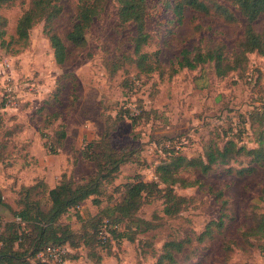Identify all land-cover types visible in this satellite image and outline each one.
Masks as SVG:
<instances>
[{"label": "rangeland", "instance_id": "1", "mask_svg": "<svg viewBox=\"0 0 264 264\" xmlns=\"http://www.w3.org/2000/svg\"><path fill=\"white\" fill-rule=\"evenodd\" d=\"M204 1L211 15L187 8L178 21L167 0H149L151 37L143 47L148 58L142 67L133 49L135 27L120 24L114 0L107 1L88 29L86 47L67 43L69 59L63 66L55 61L43 21L33 26L27 41L18 38V19L31 0L1 9L7 24L0 40V227L22 207L27 188L34 186L29 199L40 200L47 209L49 190L64 174L75 181L92 174L95 166L84 153L86 146L105 131L106 117L123 109L139 115L138 122L134 125L126 115L112 144L128 146L136 159L123 166L99 195L101 205L90 197L61 217L59 222L69 226L72 241L79 245L57 252L59 263L69 251L79 257L64 264H153L167 242L182 241L184 247L175 253L173 264H264V238L249 233L256 217L264 214V166L251 165L245 155L207 174L195 168L180 171L182 178L195 183L174 186V192L186 198L178 213H166V191L161 186L136 213L135 218L147 223L125 220L122 241L109 248L93 241L89 247L79 243L88 233L87 220L120 200L118 187L138 176L155 179L153 170L169 146L199 157L208 142L223 143L228 136H237L248 146L264 139V118L252 126L249 122V113L264 97L263 56L250 54L247 73L237 70L226 78L215 76L210 64L194 70L179 66L182 51L198 49L199 40L201 50L223 44L231 55L243 37L245 18L231 1ZM62 3L55 28L65 37L75 19L77 0ZM217 5L227 7L236 20L216 15ZM263 26L264 16L255 23L258 31ZM6 59L8 78L1 66ZM149 66L158 70L141 74V68ZM140 105L151 110L150 116L142 114ZM62 129L66 132L62 145L50 148L44 137ZM249 166L255 168L247 170ZM220 219L223 225H211L207 234L208 224Z\"/></svg>", "mask_w": 264, "mask_h": 264}, {"label": "trees", "instance_id": "2", "mask_svg": "<svg viewBox=\"0 0 264 264\" xmlns=\"http://www.w3.org/2000/svg\"><path fill=\"white\" fill-rule=\"evenodd\" d=\"M16 1L18 0H0V40L5 35L7 24V19L1 13V9ZM107 1L77 0L72 28L63 37L55 28L56 21L64 9L62 0H31L28 8L18 19L16 30L18 38L27 41L33 26L43 21L45 32L54 50L55 61L59 66H63L69 59L67 43L76 48L86 47L88 29L105 10ZM114 1L118 7L120 24H131L135 27L132 36L133 49L134 54L140 59L139 65L142 67L148 58L143 47L147 45L151 37L147 29L148 19L151 15L149 0ZM229 1L237 7L246 22L243 37L232 50V54L228 55L225 52L226 47L223 44L213 45L205 51L201 50L199 40L198 49L189 50L186 48L182 51V57L179 60L180 68L203 69V65L205 67L210 64L213 65L215 76L226 78L230 73L237 70H243L247 73L250 54L255 53L264 57V26L261 31L255 28V23L264 16V0ZM167 7H170L178 21L183 19L187 8L211 15V9L204 0H167ZM216 15L226 20H236L232 12L222 5L216 6ZM149 67L147 69L141 68V74L148 75L158 70L155 66ZM139 108L142 114L150 116L151 110H146L142 105ZM126 115H130V112L121 109L115 115L110 114L106 117L105 131L100 134L99 138L91 140L84 152L86 157L94 163V172L80 181H75L71 177L68 178L64 174L62 180L49 190L51 205L47 209L41 206L40 200L29 199L31 189L34 186L27 188L26 195L20 200L22 207L13 212V218L7 221L3 228L0 227V264H64L66 259L75 260L79 257L78 253L73 254L66 251L59 263L54 261L46 251L49 247L61 249L66 246L78 247L79 244L75 245L71 239L73 234L69 226L59 222L61 217L71 209H79L82 203L90 197H93L95 205H101L99 195L105 192L107 186L120 175L123 166L136 159L134 150L128 146L116 148L112 144L113 134L124 121ZM259 117L264 118V97L261 104L249 113L250 125H254ZM129 118L135 125L139 115H130ZM65 137L66 132L62 129L60 132L57 131L53 137L46 135L44 139H46V143L49 141L51 143L49 147L53 148L54 143H57L58 146L62 145ZM208 143L210 144L204 145L203 156L199 157H189L182 154L174 146L165 149L166 157L162 158L153 170L155 179L147 181L138 176L135 181L127 182L125 186L118 187L120 200L112 206L108 204V208H103L104 210L99 216L87 220L89 223L88 233L83 236L84 239L80 240L79 243L89 247L88 244L93 241L101 248H109L113 242L122 241L125 238L122 227L126 223L125 220H141L147 223L145 220L135 218L136 213L142 206L144 199L155 191L161 190V186H164L163 189L166 191V213L170 215L178 213L186 198L174 192V186L179 184L182 187H188L195 183L180 176V171L184 169L195 168L207 174L216 166L227 165L242 155L249 158L251 165L264 166V139L262 137L254 140L255 146H248L237 136H228L223 143ZM254 168V166H249L247 170ZM0 203H3L1 192ZM2 224L1 222L0 226ZM211 225L221 227L223 220L212 221L208 224L207 234L212 232ZM249 233L252 236L264 238V214L256 217L255 225L249 230ZM183 247L182 241L167 242L161 255L153 264H173L176 261L175 253L181 252Z\"/></svg>", "mask_w": 264, "mask_h": 264}, {"label": "built area", "instance_id": "3", "mask_svg": "<svg viewBox=\"0 0 264 264\" xmlns=\"http://www.w3.org/2000/svg\"><path fill=\"white\" fill-rule=\"evenodd\" d=\"M1 66L4 67V70H5V78H8L9 77V74L6 75V72L10 69V64L8 62V60H4L2 63H1ZM57 252H62L64 253L65 252V249H61V248H56V247H49L46 251V253L52 257L54 259V261L56 262H59L60 259L58 258V255H57ZM41 256H44L43 254H41Z\"/></svg>", "mask_w": 264, "mask_h": 264}]
</instances>
